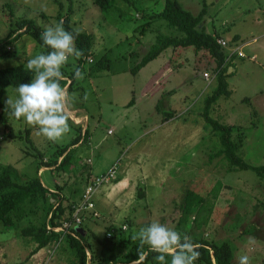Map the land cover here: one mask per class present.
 Masks as SVG:
<instances>
[{"label":"rangeland","instance_id":"rangeland-1","mask_svg":"<svg viewBox=\"0 0 264 264\" xmlns=\"http://www.w3.org/2000/svg\"><path fill=\"white\" fill-rule=\"evenodd\" d=\"M131 1L130 5L118 2L103 13L92 0H0V39L8 36L16 20L33 19L45 29L54 26L57 15L65 16L69 9L72 27L92 36L90 55L81 65L84 79L74 77L68 90L77 60L70 59L62 69L64 88L70 95H78L69 111L70 133L51 142L39 135L36 127L4 112L1 116L16 137H6L0 123V164L12 165L23 180L39 177L44 187L63 197L64 206L78 203L88 182L117 164V182L113 178L93 194L98 217L85 212L81 226L85 245L96 255L112 252L118 264L138 260L134 249L139 242L131 237L153 221L191 238L228 244L231 264H237L241 250L253 256L254 264H264V247L248 244L252 236L264 240V183L251 171H233L219 158H208L219 148L218 136L210 132L201 116L203 101L215 88L208 54L194 48H168L132 75L131 70L155 43L156 35L169 36L173 31L163 20L149 18L162 11L165 0ZM178 2L194 15L205 6L200 27L216 34L217 40L230 46L247 43L241 49L245 57L236 55L228 62L230 97L219 98L210 116L236 127L234 137L242 135L239 154L246 163L264 166V0ZM6 51L0 68L25 66L44 47L22 35L11 40ZM104 58L108 69L93 71ZM14 90L7 89L4 101L16 95ZM85 93L87 100L83 99ZM169 112L173 119L164 122ZM26 129L34 149L28 148L24 139ZM86 129L85 140L82 135ZM78 136L80 142L69 148L74 161L65 172L44 168L37 173L39 153L43 161L52 160L58 149L70 146ZM217 183L222 187L213 199L211 191ZM188 190L207 199L206 210L184 223L180 205ZM41 207L27 202L16 214L13 227L0 224V264H73V254L63 239L32 256L35 244L22 237L20 230L42 219ZM204 218L206 221L199 224ZM111 227L116 231H110Z\"/></svg>","mask_w":264,"mask_h":264},{"label":"trees","instance_id":"trees-1","mask_svg":"<svg viewBox=\"0 0 264 264\" xmlns=\"http://www.w3.org/2000/svg\"><path fill=\"white\" fill-rule=\"evenodd\" d=\"M92 1L93 4L103 13L108 12L112 7H115L118 2L128 5L132 3L131 0ZM57 4L59 5V8H61L62 5L60 3ZM70 13L71 9H69V12L65 16L58 14L56 20L57 23L61 21L63 22L65 30L73 32L74 34L78 33V35H76L75 44L78 49L84 51V57L77 60V66L81 68V65L86 62L90 55L92 36L85 32H78L72 27L69 21ZM205 14V6L198 14L194 15L183 9L178 0H165L162 11L149 16V18L151 21L163 20L166 23V27L172 30L173 33L169 36L158 33L156 35L155 43L131 70V74L136 75L142 68L159 57L168 48H194L195 51H203L207 53L212 65V80L215 82V88L210 95L204 99L201 116L206 126L210 128V132L217 135L219 139V148L209 154L208 158L210 161L219 158L229 166L230 170L233 171H251L264 183V166L249 165L240 156L239 152L243 146V138L242 135H238L236 138L234 137L236 127L220 123V121L215 120L210 116L217 100L219 98H229L231 95L227 82L228 77L231 76V73L228 72V62H231L236 55L229 57V52L217 43L218 40L216 34L208 33L204 27H200ZM13 25L14 28L11 29L8 36L5 39H0V59L7 54L6 48L10 41L19 38L22 35L29 36L37 44L42 46L41 34L44 29L38 26L33 19L23 18L18 21L16 20ZM236 39L237 37H234L233 41H236ZM47 51H49V49L44 47L43 53H46ZM108 65V61L104 58L96 68L93 69V71L108 69ZM33 77L34 74L29 72L24 65L0 68V123L3 129L7 131L6 137L10 139H14L16 135L7 124V121L1 116L2 113L7 112L5 111L4 96L6 95L8 88H16L20 83H27ZM74 77L75 75L73 71L70 75L72 81L69 84L68 90H70L74 84ZM65 85L66 82H64V80L61 81V86L64 87ZM166 115L167 117L164 119V122L173 119L172 113L169 112ZM29 132V129L25 130L26 136L24 139L28 148L34 149L33 142L29 137ZM82 136L85 140L87 139V129ZM79 142L80 136L73 139L70 146L58 149L54 159L49 161H43L42 154L39 153L38 159L41 158V161L39 163L40 166L37 168V173L41 168L52 169L57 173L65 172L72 164L75 157H72V151L69 148L76 146ZM117 179L118 178H116L114 182H117ZM221 187V183H217L215 188L212 189L211 197L213 199L216 197L218 191L220 192ZM139 196L142 195L139 193ZM204 200L207 199L203 198L193 190H188L180 205L182 213L180 219L181 222L186 223L193 214H196L199 217L201 211L203 209L204 211L206 210ZM63 201V197H61L59 193L53 192L44 187L39 177L23 180L21 174L12 165L0 164L1 225L7 228L13 227L16 214L23 210V207L27 202L42 204V219L37 223H30L20 230L22 237L28 238L35 244L32 255L56 241L59 243L63 239L73 254V264H87V262H89V264H118V261H116L115 257L112 255V252L109 255L102 252L96 255L89 246L85 245L84 230L81 225L77 230L71 229L70 232H54L47 230V225H50L53 228L62 227L65 222H70L72 220L74 206L77 203H70L67 206H64ZM210 213L211 212L207 213L208 217ZM206 218H204L199 224L205 222ZM109 230L112 232L116 231L113 227ZM71 232L74 233L75 236H72L70 234ZM192 240L201 245L199 249L200 257L196 261V264H231L232 251L228 244L223 243L221 245H216L205 239L194 237H192ZM88 248H90L89 250L91 251L90 256L86 253ZM134 250L138 254L139 251H141L140 246L136 245ZM143 251L147 252L148 255L142 264H157V261L155 260L156 253L151 252L147 246H144Z\"/></svg>","mask_w":264,"mask_h":264},{"label":"clouds","instance_id":"clouds-1","mask_svg":"<svg viewBox=\"0 0 264 264\" xmlns=\"http://www.w3.org/2000/svg\"><path fill=\"white\" fill-rule=\"evenodd\" d=\"M76 35L65 30L63 22L48 26L41 34L42 47L49 49L46 53L36 54L27 60L25 68L34 74L27 83H20L15 88V96L4 101L5 111L14 119H23L30 126L38 129V134L51 142H57L70 133L69 111L77 101V94H69L61 86L66 77L62 69L73 61L84 57V51L75 44ZM74 75L83 80L84 74L73 63ZM88 99V94L83 96ZM138 241L141 251L139 259L132 264H142L148 253L143 251L146 245L156 253L157 264H196L200 257L201 245L193 242L191 236L176 231L173 227L159 221H153L140 227L131 237ZM250 247H264V240L255 236L248 238ZM170 257V261L168 259ZM237 264H254V258L247 251L237 254Z\"/></svg>","mask_w":264,"mask_h":264},{"label":"built area","instance_id":"built-area-1","mask_svg":"<svg viewBox=\"0 0 264 264\" xmlns=\"http://www.w3.org/2000/svg\"><path fill=\"white\" fill-rule=\"evenodd\" d=\"M253 42H255V41H253ZM217 43L221 47L229 50L228 51L229 57L232 55H237V57H239V58L245 57V54L242 52L241 49L244 48L247 45V43H242V45L236 43L237 45H235V46H230L224 40H218ZM252 59H254V57ZM89 61L92 62L91 59ZM204 78L207 81L210 80V79H208L207 74H204ZM117 170H118V165L113 164L106 173H103L104 175L102 174V175L96 176L92 180H90L88 182V184L86 185L84 191H83V194L81 196L80 201L74 206V212H73L72 220L70 222H65L62 227H54L53 228L50 225H47V230L48 231H54V232H60V231L70 232L71 229H78L82 223V220H83L82 215L85 212H90L94 217H98V213H96V211L94 209L95 204L92 200L93 194L102 185L110 182L113 178L115 179V177L117 175ZM70 234L72 236H75L74 233H72V232ZM107 236L110 237V234H108ZM48 252H49L48 253L49 255L53 254V251H48Z\"/></svg>","mask_w":264,"mask_h":264},{"label":"crops","instance_id":"crops-1","mask_svg":"<svg viewBox=\"0 0 264 264\" xmlns=\"http://www.w3.org/2000/svg\"><path fill=\"white\" fill-rule=\"evenodd\" d=\"M72 119L74 120V118L72 117ZM79 119H81V118H79ZM42 169H44V168H41L40 170H42ZM48 246H46L45 248H42L41 250H39L37 253H36V255L35 254H33V255H35L34 257H36V256H39L40 255V253L41 252H43V250H45L46 248H47ZM86 253H87V251H86ZM88 254V253H87ZM32 255V256H33ZM46 257V256H45Z\"/></svg>","mask_w":264,"mask_h":264}]
</instances>
